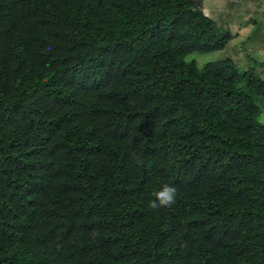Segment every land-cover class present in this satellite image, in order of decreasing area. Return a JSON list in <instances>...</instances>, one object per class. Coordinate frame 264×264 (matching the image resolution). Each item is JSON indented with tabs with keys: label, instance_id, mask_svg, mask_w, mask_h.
<instances>
[{
	"label": "trees",
	"instance_id": "16d2710c",
	"mask_svg": "<svg viewBox=\"0 0 264 264\" xmlns=\"http://www.w3.org/2000/svg\"><path fill=\"white\" fill-rule=\"evenodd\" d=\"M229 39L201 0H0V264H264V80L184 59Z\"/></svg>",
	"mask_w": 264,
	"mask_h": 264
},
{
	"label": "rangeland",
	"instance_id": "374dc122",
	"mask_svg": "<svg viewBox=\"0 0 264 264\" xmlns=\"http://www.w3.org/2000/svg\"><path fill=\"white\" fill-rule=\"evenodd\" d=\"M203 13L227 30L230 39L216 51L184 57L200 68L209 61L230 58L240 70L250 69L264 80V0H201ZM264 123V115H257Z\"/></svg>",
	"mask_w": 264,
	"mask_h": 264
},
{
	"label": "clouds",
	"instance_id": "9594fccd",
	"mask_svg": "<svg viewBox=\"0 0 264 264\" xmlns=\"http://www.w3.org/2000/svg\"><path fill=\"white\" fill-rule=\"evenodd\" d=\"M154 198L149 201V208L160 210L170 208L177 202V188L175 185L164 184L158 191L153 193Z\"/></svg>",
	"mask_w": 264,
	"mask_h": 264
}]
</instances>
